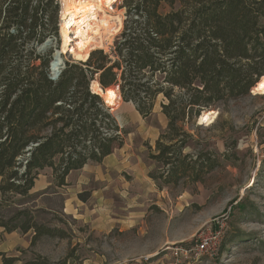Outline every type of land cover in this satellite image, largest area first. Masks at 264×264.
<instances>
[{"label":"trees","instance_id":"obj_1","mask_svg":"<svg viewBox=\"0 0 264 264\" xmlns=\"http://www.w3.org/2000/svg\"><path fill=\"white\" fill-rule=\"evenodd\" d=\"M123 1L126 18L111 52L97 48L85 61L64 59L50 79L51 50L37 46L57 35L58 0H0V206L7 194L28 195L44 168L62 186L71 170L100 163L122 146L104 98L114 89L141 117L161 95L167 125L149 157L163 166L158 178L164 183L198 180L214 168L204 154L182 155L180 123L249 94L264 75V0H166L171 9L164 13L165 0ZM0 228L32 230L30 246L44 235L67 237L27 210L8 220L0 216ZM1 255L0 264L17 260ZM19 264L69 263L38 255Z\"/></svg>","mask_w":264,"mask_h":264},{"label":"rangeland","instance_id":"obj_2","mask_svg":"<svg viewBox=\"0 0 264 264\" xmlns=\"http://www.w3.org/2000/svg\"><path fill=\"white\" fill-rule=\"evenodd\" d=\"M111 6L110 12L121 14L123 27L124 1ZM170 9L166 0L161 2L160 12ZM60 17L58 0L57 35L38 51L51 50L52 56L59 50ZM122 27L95 42L89 53L97 48L110 53ZM61 58L74 60L69 52ZM161 101L157 96L151 114L141 117L132 103H122L119 92L116 104L105 100L123 138L117 166L89 163L71 172L63 186H56L51 168H44L28 195L7 194L0 206L4 220L27 210L37 223L63 229L67 237L44 235L30 246L32 230L0 231V262L2 253L16 258L14 264L38 255L55 262L67 258L69 264H264V93L250 91L219 102L180 123L184 133L177 140L186 144L182 155L204 154L215 166L198 180L184 176L177 183L159 179L163 166L149 157L167 125ZM214 110L213 120L199 122L203 112ZM221 217L224 233L213 256L179 259L164 250L188 244L199 229Z\"/></svg>","mask_w":264,"mask_h":264},{"label":"bare ground","instance_id":"obj_3","mask_svg":"<svg viewBox=\"0 0 264 264\" xmlns=\"http://www.w3.org/2000/svg\"><path fill=\"white\" fill-rule=\"evenodd\" d=\"M60 1L59 34L61 42L58 49L60 52L71 53L74 58L85 61L95 42L99 41L98 43H100L103 38H110L122 27L121 14L108 10L111 9V4L115 0ZM122 10L121 12H123ZM94 90L95 86L92 84V91ZM253 92L264 93V75L255 85ZM117 96V91L104 94L105 100L112 105L116 104ZM215 113V110L203 112L199 117V122H210L216 115Z\"/></svg>","mask_w":264,"mask_h":264},{"label":"built area","instance_id":"obj_4","mask_svg":"<svg viewBox=\"0 0 264 264\" xmlns=\"http://www.w3.org/2000/svg\"><path fill=\"white\" fill-rule=\"evenodd\" d=\"M116 1L112 4H115ZM224 220L225 218L221 217L220 220H216L212 225L199 229L188 244H170L165 246L164 250H168L171 255L179 259H198L203 256H213L223 237Z\"/></svg>","mask_w":264,"mask_h":264},{"label":"water","instance_id":"obj_5","mask_svg":"<svg viewBox=\"0 0 264 264\" xmlns=\"http://www.w3.org/2000/svg\"><path fill=\"white\" fill-rule=\"evenodd\" d=\"M49 39H46L41 45H40V49H45V48H47L48 47V45H49ZM56 52V53H55ZM55 52H54V54L52 55V60L50 61V63H49V77H50V79H56L57 78V76L59 75V73H60V71H61V69H62V67H63V60H62V58H61V53L62 52H60L59 50H55ZM89 55V54H88ZM74 60H81V59H77V58H74ZM82 61H84V60H82ZM262 77V76H261ZM260 77V78H261ZM260 78H259V80H260ZM258 80V81H259ZM258 81L251 87V89H250V91H253V89H254V87H255V85L258 83ZM92 82L93 81H91L90 82V85H89V88H90V90L92 91ZM114 88H117V86H114ZM105 90H106V88L105 89H102L101 87H100V91L103 93V92H105ZM249 91V92H250ZM95 93V92H94ZM98 94V93H97ZM98 95H100V94H98ZM101 96V95H100ZM102 97V96H101Z\"/></svg>","mask_w":264,"mask_h":264},{"label":"crops","instance_id":"obj_6","mask_svg":"<svg viewBox=\"0 0 264 264\" xmlns=\"http://www.w3.org/2000/svg\"><path fill=\"white\" fill-rule=\"evenodd\" d=\"M122 103L123 104H127V103H129V102H123L122 101ZM119 154H118V148H116V149H114V151L112 152V153H110V154H108V155H106L103 159H102V161L100 162V163H97V162H87L84 166H86L87 164H89V163H92V164H96V165H98V166H100V167H102V166H104V165H111V166H113V165H115V166H117L118 164H119ZM83 166V167H84ZM82 167V168H83ZM82 168H80V169H82ZM80 169H76V170H71L69 173H68V175H70V173L71 172H73V171H77V170H80ZM67 175V176H68ZM67 176H66V178H67ZM65 178V179H66ZM37 179V178H36ZM36 179H35V181H36ZM35 181H34V185H33V187L31 188V190H33L34 188H35ZM65 184H66V182H65ZM63 186V185H62ZM30 190V191H31ZM29 191V192H30ZM2 228H0V231L2 232L3 231V229L1 230ZM0 251H2V250H0Z\"/></svg>","mask_w":264,"mask_h":264}]
</instances>
